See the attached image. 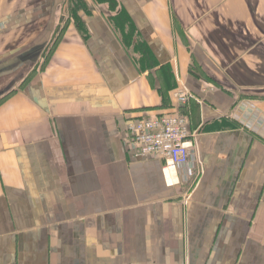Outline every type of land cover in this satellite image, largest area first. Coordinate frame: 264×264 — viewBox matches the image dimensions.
<instances>
[{
  "label": "crops",
  "instance_id": "0c3cea01",
  "mask_svg": "<svg viewBox=\"0 0 264 264\" xmlns=\"http://www.w3.org/2000/svg\"><path fill=\"white\" fill-rule=\"evenodd\" d=\"M118 1L141 62L105 4L54 43L63 0H0V264H264V0ZM167 113L165 173L124 132Z\"/></svg>",
  "mask_w": 264,
  "mask_h": 264
},
{
  "label": "built area",
  "instance_id": "2783aa9c",
  "mask_svg": "<svg viewBox=\"0 0 264 264\" xmlns=\"http://www.w3.org/2000/svg\"><path fill=\"white\" fill-rule=\"evenodd\" d=\"M208 88L215 89L213 86ZM172 95L178 104H185L190 98L183 88L174 89ZM124 134V143L134 158L160 159L165 173L185 164L195 147L187 118L177 113L130 121Z\"/></svg>",
  "mask_w": 264,
  "mask_h": 264
},
{
  "label": "trees",
  "instance_id": "16d2710c",
  "mask_svg": "<svg viewBox=\"0 0 264 264\" xmlns=\"http://www.w3.org/2000/svg\"><path fill=\"white\" fill-rule=\"evenodd\" d=\"M98 4H105L110 11L108 16L109 21L113 27L119 31L123 43L131 47L134 52L139 55L138 60L141 62L145 57L150 56L147 45L138 37L136 28L122 8L118 0H94ZM64 14L61 17L62 21L60 25L56 27L54 33V43L58 41L68 26L70 19L75 24L76 28L80 31L84 38L87 37L88 32L83 20V16L91 14L92 10L88 6L87 0H63ZM66 15V16H64ZM206 80L210 81L209 77H205ZM213 86V85H210ZM215 88V86H213ZM11 94V91L3 96H0V101Z\"/></svg>",
  "mask_w": 264,
  "mask_h": 264
},
{
  "label": "rangeland",
  "instance_id": "374dc122",
  "mask_svg": "<svg viewBox=\"0 0 264 264\" xmlns=\"http://www.w3.org/2000/svg\"><path fill=\"white\" fill-rule=\"evenodd\" d=\"M30 63H32V62H30ZM33 66V64H28V66H27V68H28V70L31 68Z\"/></svg>",
  "mask_w": 264,
  "mask_h": 264
}]
</instances>
